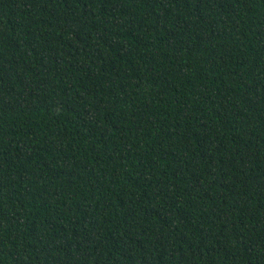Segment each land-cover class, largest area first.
Listing matches in <instances>:
<instances>
[{"label":"trees","instance_id":"1","mask_svg":"<svg viewBox=\"0 0 264 264\" xmlns=\"http://www.w3.org/2000/svg\"><path fill=\"white\" fill-rule=\"evenodd\" d=\"M0 264H264V0H0Z\"/></svg>","mask_w":264,"mask_h":264}]
</instances>
